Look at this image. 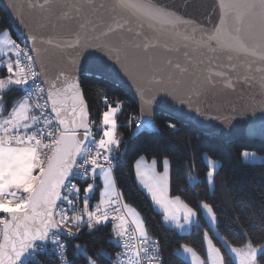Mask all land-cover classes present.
I'll return each mask as SVG.
<instances>
[{"label":"snow or ice","instance_id":"6c2138e0","mask_svg":"<svg viewBox=\"0 0 264 264\" xmlns=\"http://www.w3.org/2000/svg\"><path fill=\"white\" fill-rule=\"evenodd\" d=\"M114 8L127 15L123 21L115 20V27L108 26V33L132 32L128 17L161 32L169 27L175 30L186 23L155 7L152 0H118ZM218 12V24L212 30L199 29L202 32L199 43L213 52L222 50L229 60L236 53L264 63V0H219ZM196 31L194 28L185 39L195 41ZM242 32L247 34V39ZM38 42L54 45L52 39L44 40L24 30L19 37L9 30L0 38V69L3 70L0 72V264H38L36 253L49 251L57 254L58 264H73L67 259V243L62 237H75L84 226L91 230L108 223L121 251L115 253L113 260L103 250L85 254V249L77 244L75 249L84 254V264H99L101 258L107 264H166L160 240L150 234L139 212L117 190L113 172L121 141L116 137L115 116L121 105L113 106L104 97L105 110L100 114L97 135L94 131L97 125L86 111L87 105L79 90L82 60L73 58L71 67L60 69L49 79L46 67L38 62L41 52ZM54 46L78 52L82 48L78 34L66 45ZM134 46L147 52L155 45L145 42ZM97 50L103 54L101 71L123 73L136 86L144 105L151 106L156 100L155 96L146 97L144 83L160 85L161 92L171 95L145 60L130 59L126 49L108 44L100 45ZM227 75L215 73V77ZM216 83L213 76L206 77V86L197 88L194 95L198 98L207 94ZM224 84L235 91V83L230 78ZM14 86L26 94L9 101L5 93ZM260 112L264 117V105ZM168 127L174 128L175 124L169 123ZM242 155L245 159H255V154L247 150ZM158 163L162 171L157 170ZM134 170L139 186L161 211L164 223L180 231L199 228L198 217L203 214L209 229L216 228L218 218L211 203L198 201L192 206L182 200V192L172 194L171 165L167 157L160 161L153 158L148 163L140 156ZM215 171L216 165L209 158L207 184H214ZM97 176L102 180V191L99 202L89 210ZM78 179L86 186L79 187ZM78 199L83 200L81 211L77 210ZM203 242L204 254H198L187 244L178 246L176 251L189 255L191 264H229L209 230L203 231ZM224 242L238 264H264V243L249 239L243 247H234L227 240Z\"/></svg>","mask_w":264,"mask_h":264},{"label":"water","instance_id":"95a60500","mask_svg":"<svg viewBox=\"0 0 264 264\" xmlns=\"http://www.w3.org/2000/svg\"><path fill=\"white\" fill-rule=\"evenodd\" d=\"M117 3L118 0H0V10L20 33L21 30L31 31L44 40L52 39L54 45H66L78 34L82 44L79 52L38 42L41 50L38 62L43 63L47 78L51 79L60 69L71 67L73 58L82 60L78 80L84 101L80 86L84 76L103 80L130 96L141 119L132 137L141 132H157L155 118L163 115L224 143L264 142V117L260 112L264 105V63L236 53L229 60L222 50L213 52L199 43L202 39L199 29L210 31L218 24L219 0H152L155 7L186 23L175 30L169 27L161 32L147 24L141 26V21L128 17L132 32L108 33V26L115 27L114 21H123L127 15L114 8ZM194 28L197 29L195 41L186 40L185 36L191 35ZM137 32L141 34L139 37L135 35ZM241 35L247 39L246 33ZM145 42L155 46L147 52L134 46ZM102 44L126 49L130 59L145 60L171 95L161 92L160 85L144 83L146 97H156L151 106L144 105L136 86L123 73L101 71L103 54L97 49ZM124 54L122 51L121 55ZM218 71L227 73V77H215ZM209 76L217 81L215 87L197 98L195 90L204 88ZM226 78L235 83V91L225 87ZM86 111L89 113L88 107Z\"/></svg>","mask_w":264,"mask_h":264},{"label":"trees","instance_id":"16d2710c","mask_svg":"<svg viewBox=\"0 0 264 264\" xmlns=\"http://www.w3.org/2000/svg\"><path fill=\"white\" fill-rule=\"evenodd\" d=\"M7 30L13 33L12 25L0 10V35ZM80 86L90 118L97 125L94 131L99 129L100 114L105 110V96L113 106L121 105L115 116L116 137L121 141L113 172L117 189L124 193L127 203L138 209L150 234L160 240L166 264H189L176 254L178 246L182 244L194 247L198 254H204V230L210 231L214 242L226 254L229 264L235 263L222 245L221 237L234 247L244 246L249 239L264 243V163H245L241 154L247 150L264 155V142L235 140L224 143L163 115L155 118L157 132H141L132 137L138 109L130 96L97 78L81 77ZM23 91L12 88L5 93V97L11 101L12 98H20ZM169 123L175 124V127H168ZM205 155L220 164L214 175L212 193L205 181L208 170L203 159ZM140 156L156 158L158 161L167 157L171 165L172 194L182 192V200L192 206L198 201L211 203L218 218V234L209 229L202 214L198 217L200 227H193L187 233H179L165 226L161 214L153 209L151 200L137 185L134 164ZM186 167L197 173L198 181L194 184L187 182ZM99 188L100 185L95 187L94 200L98 199ZM112 238L110 224H103L92 231H79L76 239L69 245L70 260L73 264H84V254L75 249L77 244L89 255L103 250L114 260L118 247ZM99 264L107 262L101 258Z\"/></svg>","mask_w":264,"mask_h":264},{"label":"rangeland","instance_id":"374dc122","mask_svg":"<svg viewBox=\"0 0 264 264\" xmlns=\"http://www.w3.org/2000/svg\"><path fill=\"white\" fill-rule=\"evenodd\" d=\"M8 31V30H7ZM7 31H4L1 35H0V38H3V36H4V34H5V32H7ZM17 33H18V31H17ZM1 71H3L2 69H0V72ZM17 88V87H16ZM101 127V123H99V128ZM249 153H254L255 154V159H253V158H251V157H249L248 159H245L244 158V156H242L243 157V159H242V161L243 162H245V163H264V161H262V160H264V155H259V154H257L255 151H248ZM243 153V152H242ZM241 153V154H242ZM203 159H204V162H205V164L207 165V167H208V159H209V157L207 156V155H205L204 157H203ZM211 159V158H210ZM145 160L148 162V163H150L151 162V160L152 159H147V158H145ZM214 163H215V165H216V171L218 170V168H219V166H220V164H219V161H217V160H213V159H211ZM135 165V164H134ZM157 170L158 171H162V167L159 165V163H158V166H157ZM208 171V170H207ZM207 171H206V173H207ZM216 171H215V173H216ZM206 173H205V176H206ZM97 178L99 179V176H97ZM186 179H187V182L191 185V184H194L195 182H197L198 181V177H197V173H196V171L195 170H193V171H191L190 169H189V167H186ZM91 182H93V181H91ZM99 182H100V184L97 182V181H95V187L96 186H98V185H100V188H99V193H100V191H102V180H100L99 179ZM95 187H94V190H95ZM139 187V189L140 190H142L144 193H145V191L142 189V187L141 186H138ZM208 187H209V191L212 193L213 192V187H214V184H212V185H209L208 184ZM94 190H93V192L90 194V201H89V204H90V202H91V200H92V198H93V193H94ZM146 194V193H145ZM148 197V196H147ZM149 198V197H148ZM99 199H100V196L98 195V199H97V202H99ZM150 199V198H149ZM152 203V202H151ZM131 207H133V208H135L137 211H138V209L134 206V205H132V204H129ZM152 206H153V209L156 211V212H158V213H160L161 214V219H162V213H161V211L157 208V207H155L154 205H153V203H152ZM109 211H110V209H109ZM139 212V211H138ZM140 214V213H139ZM140 216H141V214H140ZM202 216H203V214H202ZM142 217V216H141ZM203 218H204V216H203ZM129 219H131V217H129ZM143 219V218H142ZM204 220H205V218H204ZM163 222V221H162ZM199 223H200V221H199ZM207 223V222H206ZM108 224H110L111 225V223H108ZM163 224L165 225V226H167V227H171V226H169L170 224H167V223H164L163 222ZM100 226V225H99ZM99 226H97V228H99ZM207 226H208V224H207ZM209 227V226H208ZM97 228H95V230L97 229ZM111 229H112V225H111ZM86 230H89V231H92V230H94V229H88V228H86ZM214 233H217L218 234V232H217V230H216V228H214V229H211ZM191 231V229L189 230V232ZM177 232H178V230H177ZM179 233H182V232H180L179 231ZM112 240L115 242V244H116V240H115V238H114V234H113V238H112ZM224 241V240H223ZM80 245V244H79ZM81 246V245H80ZM82 247V246H81ZM83 248V247H82ZM182 255H184V256H186V257H189L188 255H186V254H183L182 252H180ZM229 255H230V257H231V259L233 260V262L236 264V262H235V260H234V258H233V256L229 253V252H227ZM85 254H87L86 253V251H85ZM189 261V260H188Z\"/></svg>","mask_w":264,"mask_h":264},{"label":"built area","instance_id":"2783aa9c","mask_svg":"<svg viewBox=\"0 0 264 264\" xmlns=\"http://www.w3.org/2000/svg\"><path fill=\"white\" fill-rule=\"evenodd\" d=\"M15 36L19 37L20 34H16ZM135 123H136V127H137L138 126V123H139L138 116H136V118H135ZM76 182L78 183V186L81 187V188H83L84 186H86V183L83 180L78 179ZM80 196L83 197V192H81ZM96 204L97 203L90 202V204H89V210H93V208H94V206ZM82 209H83V200L82 199H78L77 200V210L78 211H81ZM85 219H86V217H85ZM86 228L87 227L84 226V227L81 228V230H83V229L86 230ZM77 235L75 237H72V238L62 237V239H64L66 241V243H67V259L68 260H70V257H69V245L73 242V240L76 239ZM49 248H51V245H49ZM118 251H121V249L118 248ZM36 260H37L38 264H58L57 254L54 253V252H51V251H49V252H37L36 253Z\"/></svg>","mask_w":264,"mask_h":264},{"label":"crops","instance_id":"0c3cea01","mask_svg":"<svg viewBox=\"0 0 264 264\" xmlns=\"http://www.w3.org/2000/svg\"><path fill=\"white\" fill-rule=\"evenodd\" d=\"M1 72H2V71H1ZM13 88H16V87L14 86ZM263 161H264V160H263ZM135 179H136V178H135ZM96 181L100 184L98 178L96 179ZM136 182H137V185L139 186L137 180H136ZM96 200H97V199H96ZM102 225H103V224H102ZM102 225H100V226H102ZM169 226H171L170 228L175 229L174 226H172V225H169ZM94 230H95V229H94ZM175 230L177 231V229H175ZM179 231H180V230H178V232H179ZM180 232H182V233H187V232H189V230L180 231ZM221 243H222V245L224 246L225 250H226L227 252H229V253L233 256V258H234L236 264H238V261H237L235 255L229 251L228 246L225 244V242L223 241V239H221ZM204 246H205V245H204ZM242 247H243V246H242ZM205 251H206V246H205ZM176 254H177L180 258L184 259V260L187 261L189 264H191V258H190L189 255H188L189 257H186V256L182 255L181 253H178L177 251H176ZM188 260H189V261H188Z\"/></svg>","mask_w":264,"mask_h":264}]
</instances>
